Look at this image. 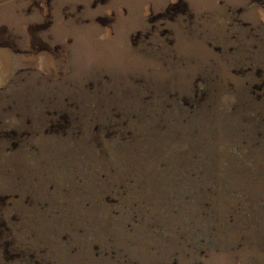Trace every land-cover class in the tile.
Wrapping results in <instances>:
<instances>
[{
	"label": "rangeland",
	"instance_id": "374dc122",
	"mask_svg": "<svg viewBox=\"0 0 264 264\" xmlns=\"http://www.w3.org/2000/svg\"><path fill=\"white\" fill-rule=\"evenodd\" d=\"M0 264H264V0H0Z\"/></svg>",
	"mask_w": 264,
	"mask_h": 264
}]
</instances>
